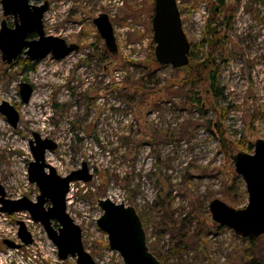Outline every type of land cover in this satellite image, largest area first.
<instances>
[{
    "label": "rangeland",
    "instance_id": "rangeland-1",
    "mask_svg": "<svg viewBox=\"0 0 264 264\" xmlns=\"http://www.w3.org/2000/svg\"><path fill=\"white\" fill-rule=\"evenodd\" d=\"M43 1L30 0L35 5ZM48 1L46 34L77 44L79 50L62 60L50 55L34 62L22 55L10 65L0 52V105L10 103L20 115L14 128L0 111V182L7 198L36 201L39 195L28 179L33 161L29 141L36 132L58 144L46 161L59 175L67 176L86 162L94 176L89 183L71 185L67 212L82 228L85 248L97 264H123L97 225L103 214L98 201L108 198L135 208L151 252L164 264L235 263L243 241L229 228H213L208 205L216 198L237 209L248 204L240 194L245 184L238 188L231 172L234 155L253 153L255 143L264 140V0H221V5L217 0H177L192 50L200 53L197 63L214 49L204 77L218 71L222 93L211 95L212 105L203 111L184 104L183 91L169 95L178 85L169 94L164 90L170 80L191 73L189 67L179 72L161 65L156 78L162 90L153 88L155 96L149 97L154 105L130 103L122 90L127 78L144 76L146 61L155 58V0ZM103 13L114 26L116 57L94 24ZM4 20L15 27L0 0V29ZM209 41L217 44L211 47ZM22 83L34 89L29 103L21 99ZM208 86L206 80L199 89ZM225 140L232 142V150L222 148ZM230 187L239 205L222 197ZM191 212L202 225L197 228L194 220L186 243L171 222ZM18 221L26 223L34 243L21 251L0 252L13 261L0 264H76L73 258H59L42 225L28 212L0 213V243L18 239Z\"/></svg>",
    "mask_w": 264,
    "mask_h": 264
},
{
    "label": "water",
    "instance_id": "water-1",
    "mask_svg": "<svg viewBox=\"0 0 264 264\" xmlns=\"http://www.w3.org/2000/svg\"><path fill=\"white\" fill-rule=\"evenodd\" d=\"M2 7L4 16H12L15 20V27H9L6 20L1 23L0 52L6 64H13L22 55L34 62L50 55L62 60L79 50L77 44L46 34L43 20L50 8L48 0L38 5L30 0H2ZM94 24L108 51L117 55L118 46L109 15L100 14L94 19ZM152 30L158 64L174 69L189 65L191 43L183 27L177 0H155ZM32 35L36 37L31 38ZM33 92L31 85L20 84L23 103H29ZM0 111L16 128L20 115L15 107L4 101ZM29 147L33 161L29 163L28 179L37 186L39 195L36 201L27 197L9 199L0 182V213L28 212L33 221L42 225L61 260L73 258L76 264H97L85 248L82 228L67 212L71 185L75 182L89 183L94 178L88 164L83 162L79 169L61 176L46 161L47 153L58 149L55 141L34 132ZM233 162L235 173L245 184L248 204L237 209L219 198L211 200L208 209L212 224L229 228L239 237L259 239L264 236V140L259 139L255 143L253 153L234 155ZM98 205L103 214L97 225L107 234L110 249L120 254L123 264H162L148 246L143 222L134 207L115 203L109 198L100 199ZM18 225L21 244L8 242L13 249L29 246L34 241L26 223L18 221Z\"/></svg>",
    "mask_w": 264,
    "mask_h": 264
},
{
    "label": "trees",
    "instance_id": "trees-1",
    "mask_svg": "<svg viewBox=\"0 0 264 264\" xmlns=\"http://www.w3.org/2000/svg\"><path fill=\"white\" fill-rule=\"evenodd\" d=\"M216 4L221 5L222 4L221 0H217ZM210 46L212 47L213 45L210 44ZM212 50L214 49L212 48ZM212 50L208 54V57L205 61H203L202 63H197V61L199 60L200 53L193 51L191 45V51L189 54V60H190L189 65L183 68L176 69V71L180 72L181 70L189 67L191 73H185L184 76L181 77L179 76L178 78L170 80L168 83H166L167 85L166 84L164 85L165 86L164 90H167L169 94V92L173 89L174 85H178L179 88H177L176 90L173 89L169 95H174L179 93L180 91H183L185 95L184 104L197 107L200 111H203L205 106H211L212 105L211 95L217 98L222 93V91L218 87L219 86L218 79L220 77L218 71H211L207 79H205L204 77V73L213 63L211 57L213 53ZM112 57H116V55H112ZM192 61L195 62L196 64L191 65ZM146 62H147L146 70H148L147 73L144 76L137 78L136 80H130V78H127V80H125V83H123L122 86V90L125 92V95L129 97L130 103L133 104L139 103L141 104V106H146L149 104L154 105L156 103L155 100L153 99L149 100V97L155 96V93H151V91L153 90V88L158 89L159 86L158 84H160L158 78H156V71H158L161 65L158 64L155 58L153 57L151 58L149 57ZM206 80L208 81L209 86L208 88L204 87L202 91V89L200 90L199 88H202V85L206 83ZM161 88L158 89L159 90L158 93L161 92L160 91L162 90ZM185 88H187L186 91H184ZM204 94L205 96L203 97L202 95ZM209 125L211 126V121L209 122ZM182 132H184V130L181 131V133ZM182 136L184 135H181V137ZM231 144H232L231 141L225 140L223 141L222 148H224L225 150H232ZM251 148L252 147L250 146V150ZM231 173H232L231 176L232 180L236 183L237 187L238 188L244 187V183L242 179L233 171ZM189 178L190 176H188V174H185L183 176V179L187 183L191 182V179ZM240 190H241L240 194L242 200H245L247 198V193L242 188H240ZM233 195L234 194L232 187L228 188L225 192L222 193V197L226 201L231 202L235 205H239L241 203V200H237V197ZM213 197L214 195H210V198ZM203 212L205 214H208V210L206 206L204 207ZM194 220L195 221L197 220V228L200 225H202V222L199 221L198 218L194 217L193 212H191V214H189L186 217H182L181 219L179 218L177 220H172L171 224L173 227H175V229H178L179 235L181 236L183 242L186 243L190 242V238H188L187 235L190 234V230L192 228L191 224L194 222ZM213 228L219 231L224 227L216 226ZM241 239L243 241V247L237 248V254L236 256L233 257L234 259L233 261H235V263L234 262L233 263L234 264H264V236L260 237L259 239L244 238V237H241ZM201 240L202 238L200 237V241ZM157 259L162 264H164L158 257ZM233 263H230V259H229V264H233Z\"/></svg>",
    "mask_w": 264,
    "mask_h": 264
},
{
    "label": "flooded vegetation",
    "instance_id": "flooded-vegetation-1",
    "mask_svg": "<svg viewBox=\"0 0 264 264\" xmlns=\"http://www.w3.org/2000/svg\"><path fill=\"white\" fill-rule=\"evenodd\" d=\"M212 20V19H211ZM210 20V21H211ZM210 34H213L214 36H215V34H214V31H211V33ZM212 41H209V45L211 44V45H214L215 46V44L214 43H211ZM8 242H12V243H14V244H17V245H20L21 243L19 242V239H17V240H11V239H5V240H3V241H1V243H0V252H6L7 250H17V251H21V250H24V249H26L27 247L26 246H21V247H19V248H17V249H13V248H11L9 245H8ZM11 256H3V257H1L0 256V260L1 261H5V262H8V260H9V262H13L12 261V259H8V258H10Z\"/></svg>",
    "mask_w": 264,
    "mask_h": 264
},
{
    "label": "bare ground",
    "instance_id": "bare-ground-1",
    "mask_svg": "<svg viewBox=\"0 0 264 264\" xmlns=\"http://www.w3.org/2000/svg\"><path fill=\"white\" fill-rule=\"evenodd\" d=\"M38 96H36L35 94H34V99H36ZM28 119H30V118H28ZM32 119H34V117L32 118Z\"/></svg>",
    "mask_w": 264,
    "mask_h": 264
},
{
    "label": "built area",
    "instance_id": "built-area-1",
    "mask_svg": "<svg viewBox=\"0 0 264 264\" xmlns=\"http://www.w3.org/2000/svg\"><path fill=\"white\" fill-rule=\"evenodd\" d=\"M33 243H34V241H33ZM33 243L31 245H33ZM31 245H29V246H31ZM29 246H26V247L29 248Z\"/></svg>",
    "mask_w": 264,
    "mask_h": 264
}]
</instances>
